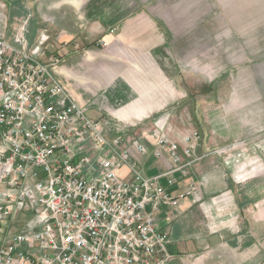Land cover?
<instances>
[{"label": "built area", "instance_id": "1", "mask_svg": "<svg viewBox=\"0 0 264 264\" xmlns=\"http://www.w3.org/2000/svg\"><path fill=\"white\" fill-rule=\"evenodd\" d=\"M41 37L29 48L24 28L0 35V264H168L157 214L197 192L169 190L202 159L197 134L182 145L156 123L153 155L169 151L170 166L148 176L133 159L145 144L89 115L61 82V59L42 61Z\"/></svg>", "mask_w": 264, "mask_h": 264}, {"label": "rangeland", "instance_id": "2", "mask_svg": "<svg viewBox=\"0 0 264 264\" xmlns=\"http://www.w3.org/2000/svg\"><path fill=\"white\" fill-rule=\"evenodd\" d=\"M73 1L0 0L2 28L11 40L17 29L24 28L29 48L45 34L46 63L53 58L63 63L74 55L94 59L95 68L106 61L107 68L128 76L134 66L137 73H146L142 56L152 50L139 48L140 40L149 44L164 34L162 40L170 43L165 49L166 70L172 77L163 84L142 80L150 83L156 103H164L144 125L152 128L160 122L178 141L196 133L202 159L192 165L195 170L202 166L210 174L209 169L219 172L222 164L230 175L226 165L245 163L241 172H232L245 206L240 231L260 233V254L246 255L243 263L228 256L224 263L209 257L207 264H264V0H115L118 8L129 2L139 14L128 21L131 32L125 33V42L132 47L118 49L112 44L122 28L111 31L112 39L100 34L85 40L86 23L81 18L87 0ZM64 22L77 30L82 44L76 40L59 46L57 33ZM254 166L259 167L257 177L243 181ZM252 185L257 186L255 192L248 191ZM253 198L260 202L255 210L248 204ZM257 214L260 221L253 225L252 216Z\"/></svg>", "mask_w": 264, "mask_h": 264}, {"label": "crops", "instance_id": "3", "mask_svg": "<svg viewBox=\"0 0 264 264\" xmlns=\"http://www.w3.org/2000/svg\"><path fill=\"white\" fill-rule=\"evenodd\" d=\"M122 5L123 7L118 8L115 0L108 2L87 0L81 18L86 23L85 40L98 37L100 34L101 38L112 39L114 34L112 35L111 31L119 32L122 28V33L117 36L112 46L116 49L132 47L131 44H126L125 33L131 32L132 25L128 24V21L135 16L139 17V14L129 2H124ZM141 16L147 17L146 14ZM68 22H64L66 24L61 25L57 33L59 46L76 43V40L82 44L83 39H79V33L77 30L73 31ZM2 24L3 21L0 19V35L5 34ZM150 34L155 35V27ZM162 38L159 36L149 44L141 40L138 43L139 48L152 50L142 56L146 64V73H137L138 66H134L129 76L126 71V74H119L107 68L106 61L102 65L104 67L95 68L94 59L90 62L91 58L80 59L74 55L66 57L57 70L63 85L80 105L88 108L89 115L94 119L106 121L110 136L123 134L129 140L137 139L145 144L149 154L141 156L134 153L133 159L148 176L159 175L170 166L169 151H166L161 159L153 155L156 124L152 128H148L147 124L144 125V121L158 109L163 108L164 103H156L153 99L155 95L149 90L150 83H144L142 80L163 84L167 78L172 77L169 69L166 70L169 58L165 49L170 43ZM106 58L104 60L111 59L110 56ZM180 140L179 142L184 145L182 139ZM227 157L222 156L221 160L229 161ZM240 162L226 166L232 172H241L245 168V163L240 164ZM223 166L220 165L219 172L209 169L210 174L202 166L198 170H195V166H191L188 170L190 175L187 177L181 172L176 174L178 181L169 188L174 195L184 194L191 183L198 184L200 188L196 193L179 201L177 206H162L157 214V228L167 231L171 240L169 250L173 258L168 264H207L209 257L218 261L223 259L224 263L227 256L237 261L242 259L243 263L246 255L254 257L255 254H260V233H255L254 229L251 235L245 234L243 229L240 231L245 206L239 201V191L234 184L236 182L232 172L228 175V170H222ZM122 173L127 176L128 171L123 170ZM258 173L259 167L254 166L251 172H247L248 178L246 180L244 178L243 181L257 177ZM162 183L167 186L166 179H163ZM256 187L249 186L248 191L255 192ZM259 203L254 198L248 202L253 210ZM20 217V223L15 226L22 232L25 222L31 218V215ZM259 221V214L252 216L253 225ZM2 238L3 236H0L1 240Z\"/></svg>", "mask_w": 264, "mask_h": 264}]
</instances>
